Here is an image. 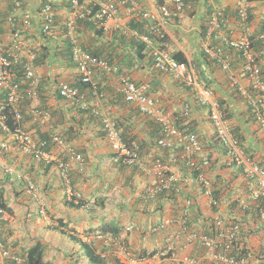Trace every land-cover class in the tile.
Listing matches in <instances>:
<instances>
[{"label": "built area", "instance_id": "built-area-1", "mask_svg": "<svg viewBox=\"0 0 264 264\" xmlns=\"http://www.w3.org/2000/svg\"><path fill=\"white\" fill-rule=\"evenodd\" d=\"M189 8L188 0H162L159 5L156 0H0V93L6 94L3 100L5 106L14 107V117L17 121L23 118L21 87L24 81L28 84L27 94L31 99V106L34 101L39 100L41 77L34 50L40 45L39 40L37 41L40 33L50 37L52 43L67 36L71 42V56L78 73L84 82L91 83V96L89 98L84 95L79 87L69 81L61 80L58 84L61 97L88 109L92 115L101 120L105 137L112 149V161L115 164L142 169L141 145L138 142L131 144L126 142L116 118L105 115L102 111L101 101L107 97V93L99 91L100 75L107 74L110 77L116 74L119 65L102 56L91 55L82 46L83 41L77 32L78 22L90 21L93 31L102 30L108 34L118 31L140 43H145L155 68L162 72L173 73L181 85H186L198 103L205 107L209 121L214 127L217 147L212 149L210 156V151H205L198 134L191 129L190 102L183 104L177 116L175 114L171 116L165 111L159 97L145 92L128 74L120 75L117 91L123 94L126 102L135 110L151 120L153 126H159L162 133L155 143V148L160 152L153 154L152 161L148 165V172L154 178V182L146 187V197L150 200L166 198L174 201L180 199L182 188L194 182L199 185L202 193L209 198L211 207L214 208L219 203L218 198L214 196L216 187L210 176L214 168L209 171L207 169L215 166V151L223 156L224 167L227 170L246 179L253 200L264 197V167L260 165L257 156L249 153L242 144L240 137L232 128L231 121L226 117L223 104L215 91L204 84L189 60L177 59L169 50L156 46L151 37V35L168 36V25L174 19L183 18ZM4 9L7 10L6 13H2ZM234 12L235 14L229 18L224 14L226 13L224 8L214 9L206 25L202 50L209 59L219 62L222 70L228 73L231 87L240 96L249 99L248 103L256 111L257 126L264 134V32H257L248 0H238ZM231 19L234 22L233 26L230 25ZM144 20L148 21L146 25L149 34L141 32L139 26H131V23ZM256 38L257 41H262L260 49L255 48ZM235 61L241 63V70L248 84L242 83L238 72L232 71ZM19 64L23 69L22 81L18 79L16 73L17 69L20 70ZM102 83L104 85L106 81ZM254 93L256 98L252 99ZM31 113L32 122H44L49 118V113L37 109V106L33 107ZM180 118L184 120L182 127L179 126ZM0 125L3 130L9 132L3 107L0 109ZM12 135L19 141L22 151L48 160L52 158V154L46 150V146L49 142L54 144L62 155L59 162L60 173L68 181L70 160L80 163L84 161L82 154L78 153L60 133L53 134L50 141L43 139L40 142H36L31 133L22 127L15 130ZM5 149V145L0 147L2 152ZM166 149L169 150V154H166ZM161 156L165 158L162 159ZM10 170L6 168L7 172ZM28 191L35 194L37 188L33 183H29ZM182 203L180 220H177V227L180 230L169 235L166 246L157 253L136 256L123 242H116L115 239L102 234L97 237L109 246H116L112 255L117 256L123 264H202V258L177 253L176 240L180 237L189 244L199 243L213 250L210 257L213 264H264V253L261 252V247L264 249V206H259L258 216L261 225L263 224V240L259 251L261 254L256 255L257 252H254L252 256L231 254L236 250L234 245L237 243L238 250L246 247L251 252L247 243L244 246V243L240 242L239 224H231L215 236L208 235L198 230L190 218L195 203L194 198L187 196ZM0 217L5 219L2 208H0ZM173 223L174 221L163 219L150 227V230L152 233H158L171 228ZM106 255L109 256V253L104 254ZM7 260H13L17 264L23 263V258L14 255L0 240V264H5Z\"/></svg>", "mask_w": 264, "mask_h": 264}, {"label": "crops", "instance_id": "crops-1", "mask_svg": "<svg viewBox=\"0 0 264 264\" xmlns=\"http://www.w3.org/2000/svg\"><path fill=\"white\" fill-rule=\"evenodd\" d=\"M237 1L214 0L211 6L208 0H191L188 14L181 19L173 20L168 25V36L172 40L169 50L174 54L184 53L195 66L202 81L205 75L208 78L212 77L209 87L215 91L219 99L233 101L232 107L237 112L230 120L233 130L235 132L239 130L238 134L243 130L245 140L242 144L245 147L249 146L258 160L264 162V134L259 130L256 122L255 125L251 122L252 120L247 121L249 116L245 101L230 99L235 95L232 93L234 89L230 85L228 73L222 69L209 70L207 61L203 57L202 39L209 13L214 6H217L224 8L228 15L233 14ZM251 6L253 23L258 29L260 19L264 17V0L253 1ZM230 25H234L233 19ZM115 32L108 34L110 39ZM81 40L84 39L81 37ZM58 42L59 40L55 43ZM135 53L132 50L129 52L132 60L129 66L126 64L124 67L132 80L145 92L159 97L165 111L171 116H174L176 112L179 113L184 103L190 102L191 121L196 124L194 130L204 145L205 151L213 148L212 146L216 145L214 127L209 121L205 107L198 103L192 91L183 87L173 73L154 70L150 65L149 55L141 60L134 58ZM238 61L233 63L232 71L238 72L242 83L248 84L241 70V63ZM56 70L54 72L51 68L50 73L52 76L60 74L62 79L70 77V74L78 73L75 68ZM38 72L41 77L45 71L38 68ZM106 83L112 91H108L107 97L101 101L103 113L116 119L120 118V115L128 117L130 119L128 124L131 123V127H136L142 134L149 135L153 125L151 120L147 119V123L144 118L132 112L134 108L129 103L122 106L118 100L114 99L115 93H120L117 91L120 76L112 74ZM45 89L48 90L45 94L47 99L34 101L31 111L34 106L38 109L45 104L49 107V118L44 122L21 125L22 129L30 132L36 142L43 140L44 135L52 136L62 132L67 142L82 154L84 161L80 163L70 160L68 181L60 173L58 163L62 155L55 145L51 146L52 160L50 162L47 159L40 160L35 155L22 151L19 141L12 134H2L0 131V147L5 145L8 149L9 144L12 150L0 151V191L2 201L8 209L1 229L9 236L7 246L13 254L27 251L39 242L44 246V257L41 261L45 264H93L86 252V257L80 255L81 250L84 249L81 241L93 240L97 251L109 253V256L113 254L112 251L116 247L101 242L97 237L99 233L110 239L117 238L136 256L142 253L143 255L157 253L166 246L167 237L180 230L177 227V220H180L182 202L187 196L193 197L195 202L191 211L192 217L195 214L194 211L198 209L205 216L234 217L233 214L227 213V203L232 200V197L243 195L246 188H249L242 175L237 176L224 167L223 156L218 151L214 153L217 159H214L216 167L210 176L217 184V174L224 175L222 180L228 188H221L217 197L219 203L214 208L211 207L209 198L194 182L182 188L180 199L150 200L145 193L146 187L154 182V178L148 172V165L154 154L153 149L151 148L149 152L148 149L143 151L142 169L115 164L112 161L113 153L110 143L102 133L104 131L102 123L99 122L100 119L96 116L92 117L88 109L58 98L55 90L53 91L50 87ZM118 95L123 96L121 93ZM1 101L0 93V104ZM68 127H73L72 132L64 134L63 131ZM236 128L240 129L236 130ZM7 167L11 169L10 172L6 171ZM29 183L35 184L37 193L32 194L28 191ZM248 193L250 196V192ZM163 219L174 221L171 228L152 233L150 227ZM105 223L123 225V230L118 234L104 233L100 228ZM193 224L201 231L195 222ZM262 240L261 234L246 240L252 253L259 250ZM176 251L179 255L202 258V264H213L210 261L213 250L199 243L189 244L182 237L176 240ZM8 263L9 261L5 264Z\"/></svg>", "mask_w": 264, "mask_h": 264}, {"label": "trees", "instance_id": "trees-1", "mask_svg": "<svg viewBox=\"0 0 264 264\" xmlns=\"http://www.w3.org/2000/svg\"><path fill=\"white\" fill-rule=\"evenodd\" d=\"M157 4H161L162 0H156ZM194 1V0H192ZM250 1H258V0H250ZM251 11V10H250ZM3 13H6V11L4 10ZM148 21H142L139 23H131L132 27H136L139 26L141 32L149 34V32L147 31V24ZM92 23L90 21L87 20H80L78 22V28H77V32L78 34H80V37H82L83 40V44L82 46L91 54L94 56H102L105 59L110 60L111 62H116L119 65V71L116 73L118 74V76H120L121 74H128L130 76V74L126 71L125 65L127 64L129 66V63H131L132 58L130 57L129 52L134 51L135 56L134 58L137 59H143L144 57H146L147 55H149L150 57V65L151 67L156 70L153 59L151 58L150 54H149V49L147 47V45L145 43H140L136 40H134V38H131L129 36H126L124 34H122L121 32L116 31L114 33V35L112 36V38H109L108 33H105L102 30H91ZM88 32V33H87ZM258 32H264V17L262 19H260L259 24H258ZM151 37L154 39L155 41V45L158 46L161 49H167L171 43L172 40L170 39L169 36H165V37H159V36H155V35H151ZM37 38V37H36ZM38 39L40 40L39 43H41L40 45H37V47H35V53H36V65L38 68L43 69L45 72L42 73L41 76V85L39 87V97L41 99V101H45L47 99V96L45 94H47L48 90L45 89V87H50V89H53V91L55 90V93L57 95V97L62 98L59 90L57 89L59 81L61 78L60 74H56L54 76H52V74L50 73V69L52 68V71L54 70L57 71L56 69H65V68H75V63L72 60V56H71V42L69 41V39L66 37H62L58 43H54L52 44L51 38L47 37L44 34L40 33V36L38 37ZM255 48L256 49H260L262 46V41L258 40L255 42ZM255 49V50H256ZM174 56L179 59V60H187L184 53L182 52H178L176 54H174ZM133 57V56H132ZM203 57H205V60L207 61V67L209 70H219L221 69V65L219 64V62H217L216 60L213 59H209L207 57V55L203 52ZM131 58V59H130ZM240 58H238L239 60ZM20 67V70H16L17 73V77L20 81H22V75H23V69H21L22 65H18V68ZM49 70V72H48ZM263 70H264V66H263ZM53 72V73H54ZM131 78V77H130ZM207 75H205L203 77V81L204 84L206 86H209L211 84V78H208ZM108 79V75L107 74H101L100 78H99V91L101 92H106L108 94V91H112V89L109 88V86H107V83H105L104 85H102L103 81H107ZM132 79V78H131ZM63 80L69 81L71 84L76 85L77 87H79V89L81 90V92L86 95L87 97L90 98L91 94H90V88H91V83L90 82H84L82 80V77L79 73H74V74H70V77L68 78H64ZM137 84V83H136ZM138 85V84H137ZM139 86V85H138ZM183 87L187 88L188 87L186 85H182ZM140 87V86H139ZM22 103H21V107H22V114H23V118L22 120L17 121L14 118V112H13V106H5V102L3 100H5L6 98V94L4 92L1 93V104H0V109L1 107H3V114L4 117L6 119V122L8 124L9 127V132L7 131H3L2 127L0 126V131L2 134H13L15 130H17L18 128H21V126L19 125H24V124H30L32 123V114H31V99L29 98L27 92L28 90V84L26 81L22 82ZM232 93L235 95H233L234 97L230 98L233 100H243L245 101V105H247V113H248V122L251 121L253 124L256 125V121H255V109H253V106L250 105L248 103L249 99L240 96V94L237 93L236 90H233ZM120 93H115L114 99L118 100L122 106L127 105L128 103L126 102L124 96L122 95H118ZM256 93L252 94L251 98L254 99L256 98ZM222 104H223V110L226 113V117L229 120H232L236 113L234 107H232L233 101L231 100V102L227 99H220ZM247 103V104H246ZM42 104V102H41ZM40 104V105H41ZM4 105V106H2ZM78 107H81L80 105H76ZM235 106V105H234ZM41 107V109L48 111L49 112V107L46 106L45 104H43L42 106H39V108ZM132 112L134 114H137V116H139L140 118H144L145 121L148 123V120L146 117H144L139 111L137 110H132ZM90 113V112H88ZM177 114H179L178 112L175 113V116H177ZM91 115V114H89ZM92 117H94V115H91ZM83 118V117H82ZM122 118V119H121ZM118 120V124H119V128L121 130V133L125 139L126 142H128L129 144L133 143V142H138L141 145V149L144 151L145 149L149 150L152 148L153 149V153L156 154L158 152H160L159 150L155 149V143H156V139L160 138L162 136V133L160 132V128L155 127V126H151V128H153L149 135H144L141 133V131H138V129L135 127H131L132 124H128V122L130 121V119L128 117H123V115H120V118L117 117ZM183 121L182 118L179 119V126L182 127L183 126ZM19 122V123H18ZM99 122H101L99 120ZM191 129H195L196 124L191 121ZM30 129L32 130V128L30 127ZM240 129V128H236ZM73 127H68L66 128L63 133H69L72 132ZM239 131V130H238ZM238 131L236 132L238 134ZM62 133V132H61ZM105 136V133L102 132ZM41 136H43V134H41ZM238 136L240 137V139L242 140V142H244L245 140V134L242 130V132H239ZM51 137L48 135H44V139L49 140ZM16 144V143H14ZM8 149H6L5 152H7V150H10V145L8 144ZM214 146H216L215 144L212 146L213 148H215ZM7 146H5L6 148ZM209 149L210 151V156L212 155V149ZM20 149H22V147L20 146ZM141 150V152H142ZM246 150L249 153H252L253 151L250 149V147H246ZM166 154H169V150L166 149L165 150ZM164 152V153H165ZM252 154H255L254 152ZM165 155V154H164ZM162 159L165 158V156H161ZM167 157V156H166ZM260 162V165L264 167V162ZM185 167V166H184ZM216 166H211L210 168H208L207 170H211V168L215 169ZM195 175H197V173L195 172ZM218 175V179H217V184L214 183L215 185V197L217 198L218 195L220 194V190L221 188L225 187V189H227V184L224 185L223 180L224 179V175L222 174H217ZM232 178V176H231ZM219 184V185H218ZM217 185L219 186L217 188ZM250 190L246 188L245 192H243V195H239L237 197H232L228 203H227V213L228 214H233L234 217L230 216V215H221L217 218L213 217V216H205L203 215V213L198 209L196 211H194V219L193 217H190L192 221H194L201 229V231L205 232L208 235L211 236H215L216 234H219L220 232L224 231L227 227H229L231 224L237 223L241 226L240 228V234H241V238H240V242L245 244L247 243V239L250 238L251 236H255L257 234H261L262 235V228H263V224L261 225L260 221H259V206H264V197L259 198V199H252L249 196ZM163 195V194H162ZM167 196V195H165ZM168 198H170L168 196ZM2 192L0 191V207L4 208L5 212L7 209L6 204L3 203L2 201ZM78 205H81L80 203H77ZM219 221H221V223L219 224ZM4 219H0V240L3 241V243L6 245L7 248H9L7 246V240H8V235L5 234V231L1 229V227L4 226ZM134 229H136L134 227ZM100 230L104 233H113V234H118L121 233V230H123V225L119 226V224H103L102 227L100 228ZM112 234V235H113ZM116 242L119 241L117 240V238H115ZM101 242H103V240H100ZM82 242V246L85 249L86 255L88 256L89 260L93 263V264H123L121 263L120 259L115 256V255H111V256H104L105 253H100L97 251V247L94 245V241L91 240L89 242L87 241H81ZM121 242V241H120ZM238 244V243H237ZM235 244L234 248L236 250H234L231 254L232 255H240V254H250L253 256L254 252H250L248 249H246V247H244V249L242 248L241 250H238L237 247H239V245ZM115 247V246H113ZM116 249V247H115ZM261 252L264 253V249L261 247ZM259 250L257 251L256 255H260L261 253L259 252ZM259 253V254H258ZM144 253H142L141 255H143ZM19 257L23 258V263L22 264H45L43 263L41 260L44 257V246L42 245V243H36L33 247H31L30 249H28L27 251H21L20 253L17 252L16 254ZM108 257H111L110 259ZM9 261L8 264H17L15 261L13 260H7ZM6 261V262H7Z\"/></svg>", "mask_w": 264, "mask_h": 264}, {"label": "clouds", "instance_id": "clouds-1", "mask_svg": "<svg viewBox=\"0 0 264 264\" xmlns=\"http://www.w3.org/2000/svg\"><path fill=\"white\" fill-rule=\"evenodd\" d=\"M189 1V3L191 4V0H188ZM209 2H210V5L212 6V1H214V0H208ZM249 1V8H250V10H251V3H252V1H250V0H248ZM217 6H214L213 7V10H212V12L211 13H209V18H208V20H207V23H208V21L211 19V16H212V13H213V11H214V9L216 8ZM219 8H222V7H219ZM6 12H7V10L6 9H4ZM3 10V11H4ZM3 11H2V13H3ZM188 12H189V9H188V11H187V13H186V15L188 14ZM225 12H226V10H225ZM227 17H229V18H231V15H234L235 14V12L233 13V14H230V15H228V13L226 12V13H224ZM251 14H252V12H251ZM174 20H176V19H174ZM173 21V20H172ZM171 21V22H172ZM207 23H206V25H207ZM205 31H206V26H205V30H204V32H203V34L205 35ZM257 32H258V29H257ZM259 33V32H258ZM255 37H256V35H254ZM39 39L37 38V41H38ZM254 41H257V38L254 40ZM39 42H40V40H39ZM55 43V42H54ZM54 43H52V44H54ZM41 44V43H40ZM255 44V43H254ZM167 50H169V47L167 48ZM170 51V50H169ZM171 52V51H170ZM173 55H174V53H172ZM186 57V56H185ZM235 57H237V56H235ZM239 57H237V59H238ZM186 59L188 60V58L186 57ZM77 69V68H76ZM222 69V68H221ZM78 71V70H77ZM61 80H63V79H60V81ZM57 89H58V87H57ZM39 99H40V97H39ZM66 100V99H65ZM68 101V100H67ZM39 109H41V108H39ZM43 110V109H42ZM21 111H22V107H21ZM44 112H47V113H49L48 111H45L44 110ZM5 118V117H4ZM15 118V117H14ZM22 120V119H21ZM117 120V119H116ZM5 122H6V119H5ZM19 123V122H18ZM6 124H7V122H6ZM8 125V124H7ZM1 126V125H0ZM19 126H21V125H19ZM260 130V129H259ZM3 131H5V130H3ZM8 132V131H7ZM60 134H62V133H60ZM63 135V134H62ZM50 139H51V137H50ZM50 139H49V141H50ZM66 141H67V139H66ZM241 142H242V140H241ZM54 144H52L51 142H49V145H47L46 146V150L48 151V152H50L51 154H52V156H53V153H52V149H51V146H53ZM36 158H39L40 160H44V161H46V158H43V157H37L36 156ZM52 160V158L51 159H47V161L48 162H50ZM60 162V161H59ZM58 165H59V163H58ZM34 184V183H33ZM35 185V184H34ZM1 208V207H0ZM2 209H4V208H2ZM4 212H5V210H4ZM6 214V213H5ZM1 218V217H0ZM2 219H4V218H2ZM100 234H102V233H99V234H97V235H100ZM102 235H104V234H102ZM87 242H89V241H87ZM133 253V252H132ZM135 255V254H134ZM139 256H141V255H139ZM142 256H145V255H142Z\"/></svg>", "mask_w": 264, "mask_h": 264}, {"label": "rangeland", "instance_id": "rangeland-1", "mask_svg": "<svg viewBox=\"0 0 264 264\" xmlns=\"http://www.w3.org/2000/svg\"><path fill=\"white\" fill-rule=\"evenodd\" d=\"M80 255H81L82 257H86L84 249L81 250Z\"/></svg>", "mask_w": 264, "mask_h": 264}]
</instances>
